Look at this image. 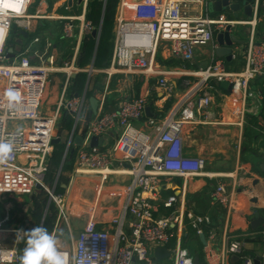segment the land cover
Wrapping results in <instances>:
<instances>
[{
    "label": "built area",
    "instance_id": "built-area-1",
    "mask_svg": "<svg viewBox=\"0 0 264 264\" xmlns=\"http://www.w3.org/2000/svg\"><path fill=\"white\" fill-rule=\"evenodd\" d=\"M88 1L84 0L85 7ZM211 1L143 0V10H152L133 17L129 16L130 0H120L115 18L113 54L110 65L105 68H94L93 65L81 68L77 63L82 40L94 29L91 21L86 19V9L76 16H58L65 20L63 37L76 38L71 58L62 64H52L55 60L53 56L42 55L41 64H35L28 55L30 45L24 51L16 52L10 61L6 42L13 22L35 15L28 12L32 0H6L18 3L20 9L17 10L0 7V27L7 31L3 46L0 47V140L13 144L9 158L0 161V192L14 187L23 189L25 180L42 183L48 168V157L55 145L53 140L60 136V133L56 135V129L59 128L60 132L59 123L62 125L60 118L64 111L70 112L75 120L66 144V153L74 144L77 124L84 122L80 134L83 141L76 156V171L87 169L107 174L116 159L120 165L127 164L125 170L131 177L126 185L123 211L113 219L117 224V240L113 242L108 230L96 229L91 222L71 243V248L58 247L66 264H159L154 251L161 246L168 248L171 264H198L185 245L189 231L185 223L184 192L182 195H169L163 201V206L170 212L159 215L155 204L145 197V191L151 189L160 176L184 178L183 190L186 191V178L204 173V158L184 154L182 132L185 123L194 122L196 113L213 102L214 89L218 85L216 81L232 84L231 93L236 101L233 108L243 115L246 99L250 95L251 79L264 75V42L254 40L256 18L228 20L224 13L212 15L209 10ZM259 2L256 0L255 7H258ZM228 24L232 25L231 31L236 34L239 25L252 26V35L245 48L235 45L232 53L234 59L238 52L243 53L246 65L240 72L227 70L215 53L219 46L217 33L225 30ZM38 40V37L35 38V41ZM162 42L168 43L170 56L184 62L193 63L199 45L213 43L214 51L206 68L194 69L187 64L166 68L157 59ZM81 71L102 72L108 77L118 73L156 77V84L170 95L179 87L176 78L181 79L186 89H193L187 91L180 107L157 126V134H151L134 123L145 112L147 97L144 95L126 97L117 110L102 113L90 120L83 119V97L69 96L68 92L73 75ZM58 73L64 75L59 99L52 109L46 111L44 100L47 89ZM9 90L19 92L20 100L10 104ZM110 133L115 135L112 146H91L94 136L106 137ZM21 156L23 162L20 161ZM208 176L215 177L214 174ZM226 177L231 178L230 186L224 181L218 182L213 197L226 207L230 216L237 208L239 176L238 172H230ZM42 186L58 205L62 217L66 208L65 198L54 193L44 183ZM129 215L133 217L132 229L126 242H121L126 235L124 220ZM200 222L211 223V217L207 214L193 216L190 224L198 226ZM210 238L212 241L216 239L215 228ZM5 239L4 229L0 225V255L12 257L11 260H5L4 264H19L18 249L14 245H7ZM222 243L217 264H230L235 255L241 264H254L256 256L246 253L245 238H231L224 231ZM214 255L215 250L210 246L206 250V259L212 262Z\"/></svg>",
    "mask_w": 264,
    "mask_h": 264
},
{
    "label": "crops",
    "instance_id": "crops-1",
    "mask_svg": "<svg viewBox=\"0 0 264 264\" xmlns=\"http://www.w3.org/2000/svg\"><path fill=\"white\" fill-rule=\"evenodd\" d=\"M142 1L130 0L131 10H129V16L135 17L136 15L147 14L152 10L150 9L149 12L143 10ZM40 2L41 4L35 8V12H29L32 6L30 4L28 12L35 16H28L23 19V21L25 20L30 24L27 29L23 28L27 35L18 39L17 46L14 47L15 52H20L31 45L28 55L35 64H41L42 55H46L47 42L50 41V37L54 38V33L51 31L52 27L55 26L54 22L48 29H45V21L58 20V16H76L85 9L87 11L88 7V4L87 7L84 6V1L57 0L56 10L62 9L69 12L60 14L54 12L56 16H53L48 14V8L53 5H50L48 0H40ZM220 13H224L228 20L249 19L245 14L243 5L238 11V17L231 10L211 12L212 15ZM254 17L257 20L254 40L264 42V8L260 12L258 7H255ZM237 29L239 38L246 40L245 44L240 45L245 48L252 35V26L242 24ZM38 31H43L46 36L43 47L40 45V35L33 38L34 33ZM37 37L39 40L35 41ZM50 47L49 56L55 58L52 64H58L59 59H61L60 64H62L72 57L64 58V49L54 41ZM213 51V43L199 45L196 48L193 63H182L183 60L179 63L181 59L170 56L168 43L162 42L157 59L166 68L187 64L191 68L198 69L203 68L205 62L210 60ZM241 53L238 52L235 59H228L226 56L219 58L224 62L227 70L240 72L246 65L243 53ZM99 73L101 72H89L90 77L92 74H97L99 78V81H97L99 89L93 95L99 100L97 113L94 112L90 98H87L86 95L88 85L82 94L75 95L80 96V98L83 97L82 118L88 120L89 108L96 117L102 113L117 110L126 97L135 98L144 95L147 97L146 107L151 106V114L153 115H149L145 109L144 114L137 118L134 123L151 134H157V126L180 107L187 91L193 89V87L186 89L182 85L181 79L176 78L179 87H177L174 94L170 95L165 92L162 86L156 84V77L144 76L139 73H118L108 77L107 74ZM60 80L63 81L61 78ZM55 82L58 83L57 79L53 83ZM51 85L47 89L44 100L46 111L54 107L50 102L53 100L49 90ZM216 87L213 102L196 113L194 122L185 123L182 132L184 154L189 157L204 158L206 161L204 173L186 178V191L183 190L185 179L180 176H160L157 183L151 189L145 191V197L155 204L159 210V215L170 212L163 206V201L169 195L173 193L182 195L184 192L185 223L189 233L193 232L188 237L186 236L185 245L194 257H199L200 253L203 254L209 264H217L219 261L223 247L224 231H227L231 238L252 239L253 241H246L247 250L253 253L254 256H263L264 254V75L251 79L249 84L250 95L246 99L243 115L234 110L233 106L236 105V101L231 91L219 85ZM53 93L55 94L53 103H55L59 99L60 91ZM68 113L71 115L70 112ZM83 126L84 122L80 121L77 124L75 135L81 134ZM71 132L72 130L70 132H59L66 143ZM114 142L115 135L110 133L106 135L103 145L110 147ZM73 145L78 146L75 143ZM52 153L53 151L48 157V168L44 173L41 184L44 183L54 193L63 195L66 203L65 214L60 217L59 207L51 198L43 207L38 206L37 203H43L38 190H45L43 186L38 188L39 183L25 180L23 189L14 187L2 190L0 192V203L4 208V212L0 218V225L4 229L5 243L14 245L22 254L26 244V235L23 230L42 224L50 232L56 233L59 248H71V243L77 240L80 232L91 222L96 229L104 228L108 230L112 241L115 242L117 240V224L113 222V219L120 216L123 211L126 185L131 178L125 170L127 164L120 165L118 160L115 159L111 165V171L103 174L99 171L87 169L82 170V172L76 171V160L72 170H63L65 161L63 160L59 169L50 175V157ZM20 161H24L22 156ZM230 172H238L239 178L236 187L238 194L237 208L229 216L226 207L215 200L213 192L220 181H224L230 186L231 178L226 177V174ZM208 174H214L215 177L211 178ZM59 186L62 188L61 192L57 191ZM17 203H22L23 207L18 208ZM51 203L54 205L55 214H53V209L50 208ZM206 214L211 217V223L200 222L198 226L190 224L193 216H204ZM132 221L133 217L130 215L125 218L124 230L126 235L122 237L121 242H126L127 235L132 229ZM213 228L216 231V239L212 241L210 235ZM18 230L21 232L17 233ZM201 233L205 234L206 243L202 242ZM210 246L215 250V255L211 259L212 262L206 259V250ZM231 259L238 261L234 257ZM262 262L264 264V257Z\"/></svg>",
    "mask_w": 264,
    "mask_h": 264
},
{
    "label": "trees",
    "instance_id": "trees-1",
    "mask_svg": "<svg viewBox=\"0 0 264 264\" xmlns=\"http://www.w3.org/2000/svg\"><path fill=\"white\" fill-rule=\"evenodd\" d=\"M119 1L120 0H107L105 3V0H89L86 11V19L91 21L94 28L101 26V34L99 40H97V38L94 37H87L86 35L84 36L79 50V54H81L79 66L81 68H87L91 64L94 66V68H105L109 66L113 54L114 26H115V18H116V12ZM53 22L56 27L58 25V29H56L57 33L55 34L54 38L55 40H59V42L61 43L59 44L57 41L54 42L58 44V46H61L62 49H64V52L66 54L63 53V57L69 58L72 56L74 52L76 38L74 37L67 39L63 37V27L65 22V20L63 19L45 21V29H48ZM52 32L54 33V31ZM11 33L14 36H18L15 37L13 42L10 43V46L16 47L18 43V39L24 38L25 34H23V28L18 26V24L13 23L11 26ZM39 35L41 37L40 45L41 47H43L45 45V39H46V36L44 35L43 31L35 32L33 38ZM30 38L31 36L29 37V39ZM181 61L182 60H179V63ZM183 62L184 61H182V63ZM89 76L90 74L87 71H81L77 73V75L72 78V82L70 83V86L68 88L69 96L82 94L87 87V83H88V88L86 92L87 98L93 96L97 91V89H99L97 87L98 86L97 81H99V78L97 74H92L91 77ZM93 117H95V115L93 114L92 110L89 108L87 118L88 120H90ZM74 122L75 120L73 116H71L68 113V111H64L61 120L62 125L60 127V132L61 133L63 131L70 132L73 129ZM66 144L67 143L65 141H60L54 145V150L50 157L51 159L50 175L59 169L63 160H65L63 163V170L73 169L79 146L72 145L68 153H66ZM72 150L74 151L72 152ZM38 191H39V195L42 197L41 202H43L44 204L40 202L37 204L39 207H43L45 204H47L50 195L47 191L43 189H39ZM57 191L61 192L62 188L59 186ZM50 208L53 209V214H55L56 212L54 210V205L52 203L50 204ZM190 233L192 234L193 232ZM190 233L187 235V237L190 235ZM245 240L253 241L250 238H245ZM246 253L254 255L248 250H246ZM199 257L202 264H209L205 260L203 254L200 253ZM231 264H241V261H233V259H231Z\"/></svg>",
    "mask_w": 264,
    "mask_h": 264
},
{
    "label": "water",
    "instance_id": "water-1",
    "mask_svg": "<svg viewBox=\"0 0 264 264\" xmlns=\"http://www.w3.org/2000/svg\"><path fill=\"white\" fill-rule=\"evenodd\" d=\"M80 2H83L84 0H79ZM107 0H105L106 3ZM242 5L244 6V11L245 14L249 17V20H253L254 19V8L256 6V0H213L209 3V10L211 12H221L223 10H231L235 16H239L238 11L241 9ZM264 8V0H260L259 4H258V9L261 12ZM260 14V13H259ZM232 29V25L228 24L226 26L225 30H220L217 33V37L216 40L219 43V46L215 49V53L218 57H223L226 56L228 59L232 58V53L234 50V46H240L246 43L245 39H241L239 38V36L236 33H233L231 31ZM23 34L27 35L26 31H23ZM100 34H101V26L100 27H96L92 30L91 33L86 34L87 37H94L97 38V40H99L100 38ZM16 56V52H15V48L13 46L8 47V52H7V58L12 61V59ZM80 59H81V54H79L78 59H77V63L78 65L80 64ZM209 61H206L205 64L203 65V68H206L208 65ZM58 64L61 63V59L58 60L57 62ZM77 75L74 74L73 77H75ZM90 77V76H89ZM216 83L219 86H222L223 88L227 89V90H232V84L229 83L228 81H221L218 82L216 81ZM88 85V84H87ZM90 102L92 104L93 110L95 113H97V109H98V105H99V100L95 97L92 96L90 97ZM146 112L149 115H153L151 114V106L148 105L146 107ZM61 126V124L59 123V127ZM59 134V128L56 129V135ZM105 140L104 136H94L91 140V146L92 147H96L99 145H102L103 142ZM63 141L62 136H57L53 142L54 144ZM82 141L83 138L80 135H76L74 137V143L78 146L82 145ZM74 150H72L73 152ZM42 184L39 183L38 184V188H41ZM200 238L202 240L203 243H206V237L204 233L200 234ZM155 257L159 260L170 257V252L168 250V248L166 246H161V247H157L155 249ZM235 260H238V256L235 255L233 256ZM194 260L196 263L200 264V258L198 256L194 257ZM254 264H262V256L258 255L254 258Z\"/></svg>",
    "mask_w": 264,
    "mask_h": 264
},
{
    "label": "clouds",
    "instance_id": "clouds-1",
    "mask_svg": "<svg viewBox=\"0 0 264 264\" xmlns=\"http://www.w3.org/2000/svg\"><path fill=\"white\" fill-rule=\"evenodd\" d=\"M0 7L3 9H20L18 3H9L6 0H0ZM10 104L20 100L19 92L9 90L8 93ZM13 149L10 141L0 140V161L7 160ZM21 232L18 230L17 233ZM26 235V244L19 255V264H66L65 258L58 249V239L55 232H50L42 224L23 230ZM11 256L0 255V264L5 260H11Z\"/></svg>",
    "mask_w": 264,
    "mask_h": 264
},
{
    "label": "rangeland",
    "instance_id": "rangeland-1",
    "mask_svg": "<svg viewBox=\"0 0 264 264\" xmlns=\"http://www.w3.org/2000/svg\"><path fill=\"white\" fill-rule=\"evenodd\" d=\"M39 1L40 0H32V2H31V8H30V10H29V12H35V8H36V6H38L39 4H41V2L39 3ZM49 1V4L50 5H53L52 7L50 6L48 9H49V13L48 14H51V15H53V16H56L55 14H54V12H57V13H64V12H69V11H65V10H56L57 9V5H58V3L56 2L57 0H48ZM13 23H16V24H18V26H20V27H22V28H24V29H27V26H29L30 24H29V22H27V21H23V20H20V21H15V22H13ZM56 29H58V25H57V27L56 26H53L52 27V31H54V35H53V37H55V34L57 33V31H56ZM15 37H18V36H14L12 33H11V31L9 32V37H8V39H7V42H6V45L9 47L10 46V43L11 42H13V40L15 39ZM52 37H50V41H48L47 42V48H46V55L47 56H49V53H50V51H51V44L53 43V41H57L59 44L61 43V42H59V40H55V38H52ZM46 55H44V56H46ZM99 74H103L102 72L101 73H99ZM105 74V73H104ZM102 76V75H101ZM60 78L61 79H63L64 78V75L63 74H61V73H58V74H56L55 75V77H54V80L55 79H57V81H58V83L56 84V82L55 83H53L52 82V85H51V87L49 88V90H50V92H51V94H52V98L51 99H53V100H51L50 102H51V104H53L54 106H55V104H56V102L55 103H53L54 102V98H53V96H55V94L53 93V92H59L60 91V89H61V87H60V84L62 83V81L60 80ZM49 85V86H50ZM60 87V88H59ZM49 98H50V94H49ZM57 101V100H56ZM53 108V107H52ZM60 120H62V117L60 118ZM22 206V203H17V207L19 208V207H21ZM23 207V206H22ZM3 212H4V208H2V204L0 203V218H1V216H2V214H3ZM158 262L160 263V264H171L172 263V259L171 258H169V257H167V258H164V259H161V260H158Z\"/></svg>",
    "mask_w": 264,
    "mask_h": 264
},
{
    "label": "bare ground",
    "instance_id": "bare-ground-1",
    "mask_svg": "<svg viewBox=\"0 0 264 264\" xmlns=\"http://www.w3.org/2000/svg\"><path fill=\"white\" fill-rule=\"evenodd\" d=\"M7 35V31H5V29H3L2 27H0V47L3 46V43L5 41Z\"/></svg>",
    "mask_w": 264,
    "mask_h": 264
}]
</instances>
